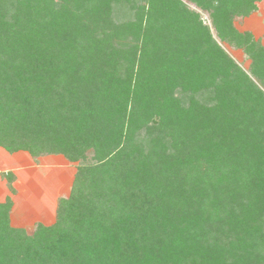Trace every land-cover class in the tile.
<instances>
[{"label": "trees", "instance_id": "16d2710c", "mask_svg": "<svg viewBox=\"0 0 264 264\" xmlns=\"http://www.w3.org/2000/svg\"><path fill=\"white\" fill-rule=\"evenodd\" d=\"M187 2L218 41L183 0H0V146L92 149L101 204L33 235L0 205V264H264V48L230 26L258 0Z\"/></svg>", "mask_w": 264, "mask_h": 264}, {"label": "rangeland", "instance_id": "374dc122", "mask_svg": "<svg viewBox=\"0 0 264 264\" xmlns=\"http://www.w3.org/2000/svg\"><path fill=\"white\" fill-rule=\"evenodd\" d=\"M183 2L199 15V21L209 28L215 41H218L209 11L193 2ZM116 15L118 23H122V14ZM230 26L250 33L257 46L264 48V0H258L257 9L249 14L232 15ZM219 43L238 66L253 76L250 72L253 60L244 49L233 47L225 41ZM175 92L181 93L182 89L178 87ZM212 93L206 91L205 94ZM82 156L80 160H71L62 152L35 156L25 149L10 152L0 146V205L3 206L9 228L21 234L33 235L39 227L48 228L57 224L59 212L62 217L66 216L63 220L68 223L74 221L73 218L83 221L87 215L86 209L91 214L99 212L96 209L99 210L101 204L92 208L91 201L95 199L89 192L92 184L89 187L83 183L84 190L78 192L74 189L80 167L96 163L92 149H87ZM64 200L70 203L63 205ZM80 208H84L85 212L80 211L76 216L71 214V209Z\"/></svg>", "mask_w": 264, "mask_h": 264}, {"label": "crops", "instance_id": "0c3cea01", "mask_svg": "<svg viewBox=\"0 0 264 264\" xmlns=\"http://www.w3.org/2000/svg\"><path fill=\"white\" fill-rule=\"evenodd\" d=\"M3 152H5V151H3ZM7 154V153H6Z\"/></svg>", "mask_w": 264, "mask_h": 264}]
</instances>
